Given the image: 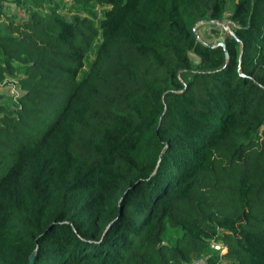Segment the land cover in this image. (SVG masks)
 Returning a JSON list of instances; mask_svg holds the SVG:
<instances>
[{
  "label": "trees",
  "instance_id": "16d2710c",
  "mask_svg": "<svg viewBox=\"0 0 264 264\" xmlns=\"http://www.w3.org/2000/svg\"><path fill=\"white\" fill-rule=\"evenodd\" d=\"M230 1L0 2V264H264V0Z\"/></svg>",
  "mask_w": 264,
  "mask_h": 264
},
{
  "label": "built area",
  "instance_id": "2783aa9c",
  "mask_svg": "<svg viewBox=\"0 0 264 264\" xmlns=\"http://www.w3.org/2000/svg\"><path fill=\"white\" fill-rule=\"evenodd\" d=\"M1 1L2 0H0V2ZM235 28H237L236 23L230 20H225L214 27L217 38H219V40L231 35L233 29ZM209 33L212 37L216 38L211 30ZM0 94H7L15 103H19V96L22 94V90L18 80L15 78H5L4 80L0 81ZM196 264H206V261L204 260V258H200L196 261Z\"/></svg>",
  "mask_w": 264,
  "mask_h": 264
},
{
  "label": "rangeland",
  "instance_id": "374dc122",
  "mask_svg": "<svg viewBox=\"0 0 264 264\" xmlns=\"http://www.w3.org/2000/svg\"><path fill=\"white\" fill-rule=\"evenodd\" d=\"M234 0H232V1H230L229 2V4H228V6H227V8H228V10H232V6H233V4H234V2H233ZM10 11H11V9H10ZM18 12H16V14H17ZM205 30L207 31V32H209L210 31V29H208V28H205ZM203 34V33H202ZM207 36H208V34H206ZM204 36V35H203ZM213 39H214V37H213ZM88 59H89V61L92 59V56H88ZM195 60H196V58H193V62H195ZM227 249H224V250H222L221 251V253L223 254L225 251H226Z\"/></svg>",
  "mask_w": 264,
  "mask_h": 264
},
{
  "label": "water",
  "instance_id": "95a60500",
  "mask_svg": "<svg viewBox=\"0 0 264 264\" xmlns=\"http://www.w3.org/2000/svg\"><path fill=\"white\" fill-rule=\"evenodd\" d=\"M231 35L234 36L233 33H231ZM220 45L223 46V42H220ZM35 253H36V250L30 255L28 264H33L34 263Z\"/></svg>",
  "mask_w": 264,
  "mask_h": 264
},
{
  "label": "clouds",
  "instance_id": "9594fccd",
  "mask_svg": "<svg viewBox=\"0 0 264 264\" xmlns=\"http://www.w3.org/2000/svg\"><path fill=\"white\" fill-rule=\"evenodd\" d=\"M210 32V31H209ZM222 42V41H221Z\"/></svg>",
  "mask_w": 264,
  "mask_h": 264
}]
</instances>
